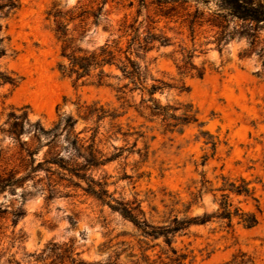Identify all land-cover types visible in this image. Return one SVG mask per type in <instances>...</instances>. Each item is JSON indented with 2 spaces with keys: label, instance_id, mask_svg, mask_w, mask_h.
I'll list each match as a JSON object with an SVG mask.
<instances>
[{
  "label": "rangeland",
  "instance_id": "1",
  "mask_svg": "<svg viewBox=\"0 0 264 264\" xmlns=\"http://www.w3.org/2000/svg\"><path fill=\"white\" fill-rule=\"evenodd\" d=\"M17 1L20 8L1 18L7 55L0 59V72L18 79L19 84L0 87V145H10L2 129L12 110L20 113L28 107L29 119L45 128H51L61 114L73 116L81 139L88 140L97 131L98 147L109 156H117L94 171L95 179L106 181L116 199L141 201L146 217L154 224L174 216L214 213L219 209L222 193L218 189L224 179H245L254 189L262 212L252 197L231 195V200L242 211L256 214L255 227L245 228L237 218L231 228L218 220L193 225L176 237L174 247L189 254L185 264H234V258L242 253L255 264H264V25L231 20L228 25L223 22V28L219 24L222 21L212 17L214 0H188L182 6L158 0H146L144 6L138 0ZM55 4L66 13L63 21L70 36L90 50L113 40L125 47L127 38H120L119 31L122 23L137 18L141 22L146 15L154 17L158 21L156 33L170 38V45L156 47L142 62L149 70L148 83L156 84L155 79L169 85L155 98L162 105H192L204 126L193 124L182 131H166L160 119L152 120L148 111L128 107L140 105V92L128 93L124 103L115 87L74 85L63 77L58 70L61 42L54 31V18L48 16ZM173 6V17L157 16L161 9ZM79 7L89 13L103 7L99 23L93 17L70 20V12L77 14ZM196 9L204 15L192 25ZM147 27L144 22L143 30ZM232 33L236 35L228 38ZM187 51L194 54L196 67L204 69L202 78L192 75L195 71L180 73L178 65ZM107 71L121 75L114 68ZM182 86L186 90L181 91ZM94 103L122 116L86 120V106ZM201 130L214 137L215 150L200 136ZM0 203L11 206L19 202L8 195L0 197ZM25 210V217L15 228L10 217L0 220L2 261H27L26 254L41 251L51 241L73 240L89 262L104 264L115 252L125 250L120 264H160V248L149 250V261H144L136 227L82 190L75 197L51 202L41 196L32 198ZM19 236H23L22 241L16 240ZM154 243L163 244L161 239Z\"/></svg>",
  "mask_w": 264,
  "mask_h": 264
},
{
  "label": "trees",
  "instance_id": "2",
  "mask_svg": "<svg viewBox=\"0 0 264 264\" xmlns=\"http://www.w3.org/2000/svg\"><path fill=\"white\" fill-rule=\"evenodd\" d=\"M142 6L146 0H138ZM160 3H179L181 6L187 4L188 0H158ZM216 9L212 17L221 20L219 24L223 28L230 24L231 20L249 22L258 26L264 25V0H214ZM54 5V11H50L48 16L54 18L55 34L61 42V59L58 70L63 77L71 79L74 85L80 83H96L99 86L108 85L115 87L120 94L119 100L127 103L128 93L140 92L142 100L140 105H128L135 107L139 112L148 111L152 120L160 119L161 125L166 131H182L186 126L196 124L199 128L204 126L199 122L197 111L192 105L171 106L162 105L155 98V94L163 91L169 85L159 80H154L156 84L149 85L150 75L146 65H142L148 53L162 46L170 45V38L163 33H156L154 26L158 21L151 15H146V20L139 22L138 18L128 23L125 20L119 31L120 38H127L125 47L120 46V41H107L105 44L92 50L80 47L75 38L70 36L68 24L63 19L66 13ZM20 8L17 0H0V59L7 55L4 45L5 38L1 36L3 26L2 17H8ZM74 15L71 11L70 20L77 18H94L96 24L102 16L103 7L89 13L82 7ZM175 7L163 8L157 13L160 18L169 19L174 15ZM141 15L139 11L138 17ZM203 13L196 9L194 16L196 20L203 18ZM148 23V27L143 30V23ZM236 33L228 34V38H233ZM194 54L190 51L183 53L182 64L178 65L180 73H192L194 76L202 78L204 69H199L193 63ZM116 69L121 75H115L107 69ZM116 80V84L110 80ZM10 84L18 86V79L11 75L0 72V87ZM115 85V86H114ZM186 90L184 86L181 91ZM145 95L148 98H145ZM83 108V107H80ZM87 114L84 118L97 117L100 121L106 117L116 119L122 116L117 112L109 113L97 103L86 106ZM182 110L180 115L176 112ZM20 113L12 110L2 129L4 140L9 139L10 145L3 147L0 145V197L12 195L19 202L12 203L11 206H4L0 203V220L11 218L12 226L15 228L25 217V204L28 200L41 196L47 202L62 198H72L76 196L78 190H82L85 195L93 197L102 205L108 206L113 212L120 214L124 219L130 221L137 229L140 237L139 244L142 251L143 260L148 262L149 250L160 248V264H185L189 259V254L180 253L175 247V239L183 235L193 225H205L214 220L226 222L231 228L233 220L237 218L245 228L251 229L258 224V217L255 213L244 212L234 206L231 195L252 197L257 202V209L262 212L258 205V199L254 197V189L249 187V182L245 179L229 180L224 179L223 186L218 189L221 194L219 209L211 214L205 213L202 216H185L179 218L174 216L165 223L154 224L148 220L138 199L132 202L123 199H116L108 190V184L102 179H95L94 171H98L117 156H109L104 153L96 142L97 131L88 140L80 138V133L76 132L77 119L71 115L61 114L57 122L51 128H45L39 121L32 122L29 119L28 107L22 108ZM200 136L206 139L207 144H211L213 150L216 148L214 137L209 131L201 130ZM161 239L163 244L154 243ZM16 240H23L19 236ZM121 252H115L114 257L104 264H120ZM133 255L131 254L130 257ZM163 257L165 259H163ZM239 258V259H238ZM3 260L0 264H103L100 262H89L82 257V252L78 250L73 240L51 241L39 252L26 254L27 261H18L13 258ZM134 264H139L135 262ZM155 264H158L155 262ZM234 264H255L246 257L245 253L234 258Z\"/></svg>",
  "mask_w": 264,
  "mask_h": 264
}]
</instances>
